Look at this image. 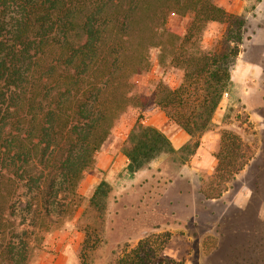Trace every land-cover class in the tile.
Listing matches in <instances>:
<instances>
[{"label": "trees", "instance_id": "obj_1", "mask_svg": "<svg viewBox=\"0 0 264 264\" xmlns=\"http://www.w3.org/2000/svg\"><path fill=\"white\" fill-rule=\"evenodd\" d=\"M187 13L184 32L170 33V15ZM213 23L226 28L220 48L207 50L201 38ZM245 30L218 0H0V264H30L37 245L73 217L79 184L153 49L161 58L168 49L182 72L175 87L156 86L153 105L189 140L175 151L164 133L137 122L122 150L125 170L134 174L161 153L194 155L231 84ZM250 157L238 134L221 131L213 177L227 182ZM109 191L101 181L88 200L97 220ZM86 238L83 248H93ZM169 238L146 235L110 264H181L164 253Z\"/></svg>", "mask_w": 264, "mask_h": 264}, {"label": "rangeland", "instance_id": "obj_2", "mask_svg": "<svg viewBox=\"0 0 264 264\" xmlns=\"http://www.w3.org/2000/svg\"><path fill=\"white\" fill-rule=\"evenodd\" d=\"M218 4L229 14L241 15L246 30L230 72L233 82L211 129L200 138L201 152L196 157L161 153L131 175L126 167L114 171L111 166L106 172L96 167L103 152H122L137 122L147 126L156 112L165 116L155 109L152 93L158 84L175 87L182 72L171 66L168 49L163 58L153 49L148 68L131 79L134 99L79 184L76 212L37 245L30 264H110L122 249L161 232L170 233L165 255L181 264H264V0H218ZM190 20L189 13L170 15L169 32H184ZM225 28L209 24L202 47L218 50ZM163 126L167 136L176 130L168 119ZM223 130L238 134L251 149L244 168L225 183L213 177ZM101 181L110 191L104 216L97 220L88 200ZM85 238L93 248H83Z\"/></svg>", "mask_w": 264, "mask_h": 264}, {"label": "crops", "instance_id": "obj_3", "mask_svg": "<svg viewBox=\"0 0 264 264\" xmlns=\"http://www.w3.org/2000/svg\"><path fill=\"white\" fill-rule=\"evenodd\" d=\"M230 80L232 83L233 82L232 74L230 76ZM225 96H226V93L224 94L223 97ZM166 121H167L166 116H163L161 112H156L155 118L153 117L150 118L149 122H147L146 125L152 126L156 128L157 130L161 131L162 133H164V131H166V128L163 125L164 123H166ZM165 136L169 139L170 144L175 151L179 150L189 140V136L177 126H176V130L168 134V136L165 134ZM201 147H202L201 145L198 147V149L196 150L195 156L193 155L194 157H196L201 152V149H202ZM126 165H127V159L122 154V152H119V150L117 149L115 152L114 151L113 152L111 151L103 152L101 154V157L98 158L96 167L99 169V171L106 172L111 166L113 167L114 171H120L121 169L125 168ZM134 174H137V172Z\"/></svg>", "mask_w": 264, "mask_h": 264}]
</instances>
